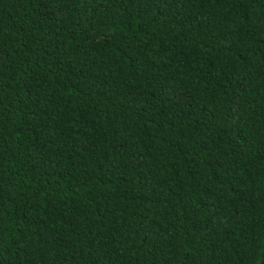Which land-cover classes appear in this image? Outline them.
<instances>
[{
    "label": "trees",
    "instance_id": "1",
    "mask_svg": "<svg viewBox=\"0 0 264 264\" xmlns=\"http://www.w3.org/2000/svg\"><path fill=\"white\" fill-rule=\"evenodd\" d=\"M0 264H264V0H0Z\"/></svg>",
    "mask_w": 264,
    "mask_h": 264
}]
</instances>
